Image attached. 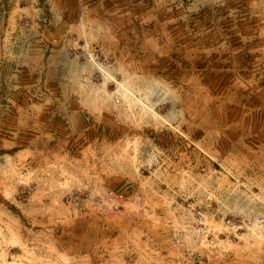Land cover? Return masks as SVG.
Wrapping results in <instances>:
<instances>
[{
	"label": "crops",
	"instance_id": "obj_1",
	"mask_svg": "<svg viewBox=\"0 0 264 264\" xmlns=\"http://www.w3.org/2000/svg\"><path fill=\"white\" fill-rule=\"evenodd\" d=\"M91 1L0 0V186L20 169L18 182L35 188L26 205L45 207L71 190L124 192L129 179L134 193H143L148 168L144 192L155 195V205H141L136 219L125 211L86 218L106 242L103 255L133 254L134 264L147 257L151 264H191V255L213 264H264V255L259 263L246 246L222 235L210 252L189 230L198 209L223 220L264 214V18L249 25L244 46L229 57L215 50L208 60L198 32L181 64L150 76L151 108L168 111L157 131L133 120L111 97L109 82L74 56ZM133 66L123 85L140 97L141 66ZM124 69L119 66L118 81ZM175 195L182 205L172 204ZM240 236L256 237H234Z\"/></svg>",
	"mask_w": 264,
	"mask_h": 264
},
{
	"label": "rangeland",
	"instance_id": "obj_2",
	"mask_svg": "<svg viewBox=\"0 0 264 264\" xmlns=\"http://www.w3.org/2000/svg\"><path fill=\"white\" fill-rule=\"evenodd\" d=\"M91 7L88 18H82L80 45L73 50L74 56L92 64L99 77L109 82L111 97L125 105L133 120L143 127L152 124L157 131L164 129L168 111L165 105L151 108L147 96L150 76L158 69L165 73L181 64L188 57L189 44L198 41V32H204L208 60H214L215 50L229 57L230 51L244 46L249 25L260 24L264 18V0H92ZM22 25L28 28L31 23L25 21ZM135 64L136 68L141 66L143 79L140 97L123 85V76L133 75ZM119 66L125 67L120 72V83ZM173 115L174 119L178 116ZM171 133L178 135L175 130ZM142 174L143 193H134L133 179H129L124 192L71 190L56 196L57 205L44 207L26 205L35 188L20 184L17 179L21 170H13L0 186V264H134L133 254L125 259L103 255L107 254L106 242L95 233L96 228L92 231L86 225V218L92 213L122 215L125 211L127 218L136 219L144 211L141 205H155V195L144 192L149 189V169L143 168ZM36 197L41 198L38 194ZM182 202L175 195L172 204ZM102 205H121L122 210L109 211ZM128 207L132 209L126 211ZM86 229H90L89 234ZM249 234H254L255 240L230 236L229 232L221 237L246 246L260 263L264 237L261 233ZM134 241L126 240L131 249ZM150 260L147 257L142 264H151Z\"/></svg>",
	"mask_w": 264,
	"mask_h": 264
},
{
	"label": "built area",
	"instance_id": "obj_3",
	"mask_svg": "<svg viewBox=\"0 0 264 264\" xmlns=\"http://www.w3.org/2000/svg\"><path fill=\"white\" fill-rule=\"evenodd\" d=\"M109 211L122 210L121 205H102ZM195 216L190 226V231L194 234L195 240L199 245L204 246L210 252H214L218 248L219 236L223 232H229L231 235H239L241 233H262L264 232V214L257 216L255 219L243 218L241 220L226 219L223 220L217 216L214 210H211L208 216L201 210L194 211ZM212 219V220H210ZM224 229V231H221ZM177 245H183L178 240ZM191 264H213L211 258H201L197 255H191L189 259Z\"/></svg>",
	"mask_w": 264,
	"mask_h": 264
}]
</instances>
